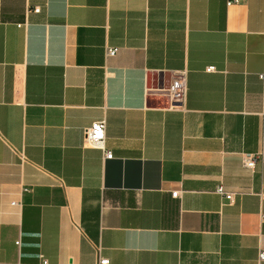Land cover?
I'll return each instance as SVG.
<instances>
[{"label": "crops", "instance_id": "0c3cea01", "mask_svg": "<svg viewBox=\"0 0 264 264\" xmlns=\"http://www.w3.org/2000/svg\"><path fill=\"white\" fill-rule=\"evenodd\" d=\"M263 115L264 0H0V264H264Z\"/></svg>", "mask_w": 264, "mask_h": 264}, {"label": "built area", "instance_id": "2783aa9c", "mask_svg": "<svg viewBox=\"0 0 264 264\" xmlns=\"http://www.w3.org/2000/svg\"><path fill=\"white\" fill-rule=\"evenodd\" d=\"M239 0H228V5H234L238 3ZM117 53V50L109 49L107 51L108 57H114ZM208 72H215L214 68H209ZM167 94L169 95L172 101V108H183L187 101L188 94V86H187V78L185 74L180 75L177 79H175ZM106 129L107 123L106 120L95 122L91 125V127L85 129L84 131V141L85 145L88 147H92L95 149H99L103 151L105 159L111 160L113 159V154L106 148ZM263 130H264V115H263ZM264 163V154L259 155H247L245 159V166L247 169H254L256 162ZM216 193L222 197H224L229 203H233L234 194L229 193L223 186H219L216 190ZM174 199H178L180 196L179 192L172 194ZM260 263L264 262V250H262L259 254ZM41 264H49L46 260H43ZM99 264H110L109 261L101 260Z\"/></svg>", "mask_w": 264, "mask_h": 264}]
</instances>
